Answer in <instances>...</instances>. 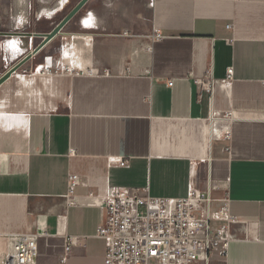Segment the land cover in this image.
Segmentation results:
<instances>
[{"label":"crops","instance_id":"1","mask_svg":"<svg viewBox=\"0 0 264 264\" xmlns=\"http://www.w3.org/2000/svg\"><path fill=\"white\" fill-rule=\"evenodd\" d=\"M24 70L0 88V264L31 232L37 264H106L113 188L179 199L209 185L237 218L214 264H264V0H90Z\"/></svg>","mask_w":264,"mask_h":264},{"label":"built area","instance_id":"2","mask_svg":"<svg viewBox=\"0 0 264 264\" xmlns=\"http://www.w3.org/2000/svg\"><path fill=\"white\" fill-rule=\"evenodd\" d=\"M149 38L156 43L164 35L154 29ZM233 73L230 68L229 79ZM198 82L211 88V80ZM127 164L125 160L120 162L122 167ZM80 182L79 175L70 176V194ZM211 190V185L207 190L191 188L187 197L178 199L156 198L138 189L113 188L104 198L97 229V237L107 241L106 264L225 262L235 238L233 226L237 218L231 213L229 195L216 199ZM39 239L40 234L34 232L11 237L12 253L5 264H37ZM80 240L70 238L66 252L70 253Z\"/></svg>","mask_w":264,"mask_h":264},{"label":"rangeland","instance_id":"3","mask_svg":"<svg viewBox=\"0 0 264 264\" xmlns=\"http://www.w3.org/2000/svg\"><path fill=\"white\" fill-rule=\"evenodd\" d=\"M77 2L78 0H0V33H32V30L35 29L42 30L51 28V24L57 22L69 13ZM38 17H40L39 20L36 19ZM43 17L52 19L50 20L51 24L48 25V20ZM16 26L17 29L14 28ZM7 38L10 39V37ZM7 38L0 36L1 70L4 68L5 63H8V65L11 63L14 64L16 62L15 59L24 53L25 50L32 49L33 46L36 47L32 39L30 40L29 38H21V40L14 38L4 43ZM23 42H27L28 45L22 47L21 44ZM16 47H21L19 52H15ZM57 47L58 44L54 46L55 49ZM4 60L8 61L4 62ZM41 62L42 56L35 58V65L32 68H37L36 66L42 64ZM29 74H31L30 68ZM12 87H15V81L12 83Z\"/></svg>","mask_w":264,"mask_h":264},{"label":"water","instance_id":"4","mask_svg":"<svg viewBox=\"0 0 264 264\" xmlns=\"http://www.w3.org/2000/svg\"><path fill=\"white\" fill-rule=\"evenodd\" d=\"M90 0H80L69 13L48 33H25V32H12L0 33V36L11 38H40L42 41L33 48V50L25 55L20 61L14 64L9 70L0 76V88L8 83L11 78L24 68L39 54L45 46L53 41L62 30L86 7ZM26 70H24V73Z\"/></svg>","mask_w":264,"mask_h":264},{"label":"bare ground","instance_id":"5","mask_svg":"<svg viewBox=\"0 0 264 264\" xmlns=\"http://www.w3.org/2000/svg\"><path fill=\"white\" fill-rule=\"evenodd\" d=\"M10 38H11V37H10ZM21 45H22V47H24V46H27L28 44H27V42H23ZM20 48H21V47H16L15 50H16V51H19ZM38 66H41V67H40L39 71L36 72V73L46 72V68H45L44 66H42L41 64L38 65ZM37 68H38V67H37Z\"/></svg>","mask_w":264,"mask_h":264}]
</instances>
